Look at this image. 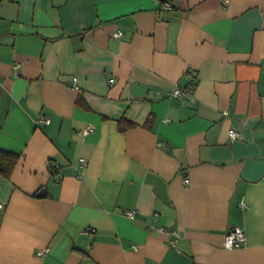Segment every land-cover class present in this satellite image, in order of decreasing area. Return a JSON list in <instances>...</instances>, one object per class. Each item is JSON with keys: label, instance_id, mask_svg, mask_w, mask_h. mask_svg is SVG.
Returning <instances> with one entry per match:
<instances>
[{"label": "crops", "instance_id": "obj_1", "mask_svg": "<svg viewBox=\"0 0 264 264\" xmlns=\"http://www.w3.org/2000/svg\"><path fill=\"white\" fill-rule=\"evenodd\" d=\"M0 81V264H264V0H0Z\"/></svg>", "mask_w": 264, "mask_h": 264}, {"label": "built area", "instance_id": "obj_2", "mask_svg": "<svg viewBox=\"0 0 264 264\" xmlns=\"http://www.w3.org/2000/svg\"><path fill=\"white\" fill-rule=\"evenodd\" d=\"M230 2V0H224V3L226 5H228ZM166 6H171V3H167ZM123 36V33L122 32H118L115 37L116 38H121ZM19 64L15 66V74L17 75L18 74V71H19ZM191 78V77H190ZM76 82L77 80H75V86H76ZM111 83H114V80L111 81ZM2 87V82L0 81V88ZM185 93V89L181 86H178L174 91H173V95L176 96V97H181L183 94ZM41 123H50V120L45 118V119H41L38 121V125H40ZM93 131V128L92 127H88L84 132H83V135H88L90 132ZM229 138L231 141H235L237 139L240 138V132L235 129V128H231L229 130ZM81 163H82V166L83 167H86L87 166V161L82 158L81 159ZM52 168L57 170V177L58 179H62L63 178V174H62V171H61V167L60 165L56 164V163H52ZM186 183L188 184L189 183V180L186 179ZM4 209V204L0 202V210ZM137 214V211L136 210H129L126 212V215L132 219L135 218ZM161 231H165L164 228H160ZM176 234V237L177 239L175 241L172 242L173 246H176L177 245V242H178V237H179V234L175 233ZM246 242V231L244 228L242 227H236V228H232L230 230H228V232L226 233V237H225V247L227 249H236V248H241ZM135 249H137V247L135 246ZM49 249L48 248H45V249H42V250H39L37 255L38 257H41L43 258L47 253H48Z\"/></svg>", "mask_w": 264, "mask_h": 264}, {"label": "trees", "instance_id": "obj_3", "mask_svg": "<svg viewBox=\"0 0 264 264\" xmlns=\"http://www.w3.org/2000/svg\"><path fill=\"white\" fill-rule=\"evenodd\" d=\"M163 5L167 3H171V0H161ZM187 90V87H186ZM123 121V120H122ZM121 121V123H122ZM126 129L135 127V123L130 122L128 120H124ZM21 156L18 153L11 152L5 149L0 148V176L5 178H10L19 163Z\"/></svg>", "mask_w": 264, "mask_h": 264}, {"label": "water", "instance_id": "obj_4", "mask_svg": "<svg viewBox=\"0 0 264 264\" xmlns=\"http://www.w3.org/2000/svg\"><path fill=\"white\" fill-rule=\"evenodd\" d=\"M39 196H43V193L41 192V193L39 194Z\"/></svg>", "mask_w": 264, "mask_h": 264}]
</instances>
